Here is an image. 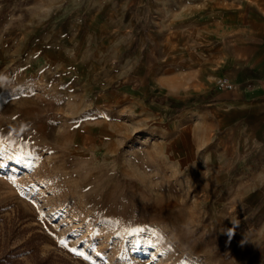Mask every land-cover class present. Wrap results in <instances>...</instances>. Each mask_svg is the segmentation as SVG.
Instances as JSON below:
<instances>
[{"label": "rangeland", "instance_id": "obj_1", "mask_svg": "<svg viewBox=\"0 0 264 264\" xmlns=\"http://www.w3.org/2000/svg\"><path fill=\"white\" fill-rule=\"evenodd\" d=\"M178 2L0 0V264H264V141L204 117Z\"/></svg>", "mask_w": 264, "mask_h": 264}, {"label": "crops", "instance_id": "obj_2", "mask_svg": "<svg viewBox=\"0 0 264 264\" xmlns=\"http://www.w3.org/2000/svg\"><path fill=\"white\" fill-rule=\"evenodd\" d=\"M247 1L179 0L175 8L162 4L160 12H169L165 22L191 30V42L202 45L189 56L195 68L208 63L202 68L210 79L235 86L218 91L212 85L204 117L232 139L264 141V0ZM142 6L151 12L153 0Z\"/></svg>", "mask_w": 264, "mask_h": 264}, {"label": "built area", "instance_id": "obj_3", "mask_svg": "<svg viewBox=\"0 0 264 264\" xmlns=\"http://www.w3.org/2000/svg\"><path fill=\"white\" fill-rule=\"evenodd\" d=\"M214 88L218 91H231L235 89V86L225 78H218L215 81Z\"/></svg>", "mask_w": 264, "mask_h": 264}, {"label": "snow or ice", "instance_id": "obj_4", "mask_svg": "<svg viewBox=\"0 0 264 264\" xmlns=\"http://www.w3.org/2000/svg\"><path fill=\"white\" fill-rule=\"evenodd\" d=\"M61 244H62L63 246H66V245H64L63 241H61ZM78 254H79V253H78Z\"/></svg>", "mask_w": 264, "mask_h": 264}]
</instances>
